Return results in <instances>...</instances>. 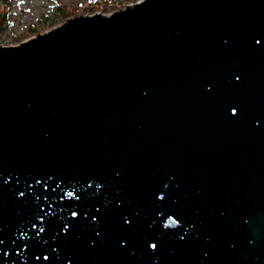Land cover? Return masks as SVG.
I'll list each match as a JSON object with an SVG mask.
<instances>
[{"label":"water","instance_id":"obj_1","mask_svg":"<svg viewBox=\"0 0 264 264\" xmlns=\"http://www.w3.org/2000/svg\"><path fill=\"white\" fill-rule=\"evenodd\" d=\"M0 264H264V0L0 45Z\"/></svg>","mask_w":264,"mask_h":264},{"label":"rangeland","instance_id":"obj_2","mask_svg":"<svg viewBox=\"0 0 264 264\" xmlns=\"http://www.w3.org/2000/svg\"><path fill=\"white\" fill-rule=\"evenodd\" d=\"M136 1L139 0H0V45L18 44L66 18L109 14Z\"/></svg>","mask_w":264,"mask_h":264},{"label":"snow or ice","instance_id":"obj_3","mask_svg":"<svg viewBox=\"0 0 264 264\" xmlns=\"http://www.w3.org/2000/svg\"><path fill=\"white\" fill-rule=\"evenodd\" d=\"M41 231H43V229H41Z\"/></svg>","mask_w":264,"mask_h":264},{"label":"trees","instance_id":"obj_4","mask_svg":"<svg viewBox=\"0 0 264 264\" xmlns=\"http://www.w3.org/2000/svg\"><path fill=\"white\" fill-rule=\"evenodd\" d=\"M31 29V28H30Z\"/></svg>","mask_w":264,"mask_h":264}]
</instances>
